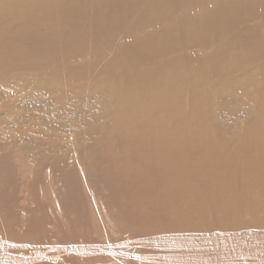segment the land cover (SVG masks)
<instances>
[{
	"label": "rangeland",
	"instance_id": "obj_1",
	"mask_svg": "<svg viewBox=\"0 0 264 264\" xmlns=\"http://www.w3.org/2000/svg\"><path fill=\"white\" fill-rule=\"evenodd\" d=\"M97 1V5L90 4L86 7L81 6V10L78 11L79 13L74 15L69 13L66 6H60L58 12L52 11L51 13H46V8V10L44 9L39 11L37 15L29 21L24 19L26 16L22 8L20 11H14L13 9V16H11L12 7L9 10L6 9L5 12L0 13V31H2L0 32V244L4 238L6 240H10L12 245L9 248L2 247L0 245L1 257H3V255L9 256L11 253H13V255H20L21 257V254L22 256H25L30 252L33 253L34 251H41V255L43 254L42 256L51 255V257L54 258L53 260H49L48 258H38L41 260H39V264H132L133 262V264H162L160 262H156V258L155 261L154 259H151V256H155L162 252L159 247H155L151 244H149L148 247L146 246L147 244L139 246V244L124 241L123 237L128 238V236L130 237L132 233L133 237L138 238L141 237V235L145 236L150 230H146V228L137 220L132 222L131 220L127 221L124 217L119 218L117 216L119 211L117 210L122 211V209L126 208H123L124 205L120 206L119 204H115V207L111 206L114 203H110L112 200L107 199V197L110 198V193L105 191V189L100 186V177H104L101 173V169H110L113 166L107 162L108 160L110 161V157H106V162L103 160L101 161V164L94 163L95 165L90 163L88 160L92 159V156L95 155L96 151L97 156L100 153V150H102V152L103 150H107L108 148H105L106 146L110 148L112 147L111 149L113 150L114 155L128 157L132 160L131 162H136V165L139 161H142V164L146 161L141 158L144 157V155L142 156L141 154L150 153L154 156L157 153L160 148L158 146L160 145L158 141H162L160 146H162L163 149L165 148L164 152L166 153L173 151L172 148H176L179 144L180 145L178 147L180 148L182 145L183 147L187 146L190 149L189 155L193 160L205 157L206 159L214 160V163L217 165L220 160H223V164H221L222 166L219 165L222 172L230 171L231 169H233L234 172L237 171L236 173L239 174L235 175L236 177L234 180H229L228 177L224 180L228 183L230 182L231 184L229 183V185L236 189H242L243 186L240 176L241 170L264 171L263 167L256 165L255 162L253 163V157H251L252 155H250V152L243 147L245 142L247 144V142L249 143L250 141L248 136L250 138V136L252 137L254 135V138H256L255 133H252L253 135L251 134L253 131L251 128H258L257 124L264 126V113L261 114V112H258L257 109L260 107L261 103L263 104L264 102L262 97L264 87H260L264 86V54H262L264 51L260 52L259 50V48L264 50V0H252L253 3L248 0L250 4L253 5V9L250 10L251 12L249 11L248 14L246 13L248 17H243V22L240 24H238V22L233 23L232 25L234 27L229 26L226 28L224 34L223 32L219 33V28L217 27L215 34L219 33V36L216 35L211 38L208 37L210 40L208 38H206L207 40L205 38L197 40L193 39V36L184 40L183 34L187 31L193 30L195 27L194 21L189 23L186 21V15L194 18L200 15L198 17V21H200L202 20V13L214 12L219 7L218 5L223 2H231L230 10H233L236 7L237 0H195L190 7H188L187 11L186 8L184 10L181 9L180 6L178 7L179 0H164L165 4L161 3L159 5H157V3H155L156 1L154 2L153 0H141L142 4L138 3L134 7L132 6L133 8L125 7L130 4V2H124L121 6H117L115 4L116 0ZM240 1L241 0H238V6L239 4H243L242 1L244 0ZM181 3L182 2H180V4ZM98 5L100 6L99 11L96 9V6L98 7ZM142 7H145L144 10H142ZM212 7L214 9H212ZM146 10H153L150 13L152 14L151 20H144L142 13ZM98 12H100L103 16L98 17ZM215 14L216 13L212 15L214 18L213 21L216 25L221 26L219 21L220 18H217V15L215 16ZM97 18H99L100 21L102 19H106L109 23H112L107 25H110L108 30H106L107 35L104 31L105 25L101 26L102 28L98 26L96 28L97 30L95 29L99 22H96ZM178 18L180 21H178ZM1 22H3L4 25H1ZM171 27H173L174 30L172 36L175 35V37H172V39H174V43L172 45H168L167 43L161 44L162 38L160 41H156V43L160 45V49L152 51V53H149L150 55H145L142 63L138 65L136 62V48L141 41L142 43L144 41L146 42L148 39L150 41H155L160 37L161 32H169L170 29H172ZM165 29H168L169 31ZM175 31L178 32L176 33ZM240 36H242L243 39L242 37L240 38ZM80 38L83 39L80 40ZM79 40L83 42L85 41L83 46L85 43L87 44L88 41V47H86L87 45L80 47L79 42H77ZM254 40H258L256 41L258 45L255 46L256 43ZM76 42L77 46L80 48L75 47ZM235 45L241 49L246 45V47L252 45L251 48L254 47L253 49L255 50V53H252L253 50L251 49V56L249 53V57L247 56V53V57L241 55L237 56L235 53L236 51L239 53V48ZM156 47H158L157 44L155 48ZM256 48H258V50ZM76 49H78V51H81L82 49L85 50H82V52H75L77 51ZM124 49L127 50L125 56L122 57V60H126L125 63L122 64L121 62V64H115L112 58ZM61 50L65 51H62L63 54L60 56H48V53L50 52L60 53ZM253 55L255 56V59L252 58ZM217 60L218 62L221 61V65H223V61L230 62L233 66L235 65V68L233 67L232 70L225 71L222 70L224 69L222 66L221 71H216L214 70V68H216L214 66L217 64ZM135 63L137 65H135ZM160 63L164 64L166 69H171V71L174 70L176 72L174 74L170 73L167 75V78L164 77L163 85L166 84L164 87H170V83L178 80L179 76H186L185 82L187 84V92L183 90L185 95L182 92H175L182 95L184 106L187 105L186 108L191 107V104L188 102L190 99L199 100V98H201L200 101H205L200 106V109L202 108L204 112L202 109L197 110L195 112V116L192 118H195V120L190 122V124L188 123L190 120L188 111L179 109L180 111H177V113H179L172 116V108L164 107L161 104L159 105L161 102L159 95L154 92L151 97L149 94L145 96L146 94H144V88L141 90L140 88L138 89V87L136 88V85L139 84L140 76L135 75L132 72L140 71L148 68L149 66L152 67V70H155L156 66L162 68L163 65ZM40 64L44 65L41 66ZM128 64L131 65L129 66ZM241 64L244 65L240 66ZM140 66L142 68L138 69ZM133 67H137L136 69L134 68L136 71L132 69ZM164 67L163 69L166 70ZM125 69L128 73H132H130L132 75H130L131 78L128 76L129 74L127 75L130 80L125 79L127 72ZM138 77L139 79H137ZM132 83L135 84L133 85ZM243 84L244 86H242ZM259 87L260 89L263 88L262 92L259 90ZM200 88L205 89L200 91ZM118 90L131 94V97L132 99L134 97V100H142V102L145 101L144 103L149 102L148 104L152 105L153 109H147L146 111L142 110L144 112L137 111L135 115L133 110H129L130 113H128L126 108L122 104H118V102L115 101V98H113V93ZM203 91L204 93H201ZM198 92L201 94L199 95ZM34 93L41 95V98L44 101H37V103L28 102L31 95ZM138 93L141 96H139ZM195 94L198 95L195 96ZM145 99L149 101L147 102ZM249 107L252 108V111H250ZM253 109L256 111H253ZM185 115L187 116V120L182 119ZM167 118H170L169 125L174 127V130H172L168 124H165L169 123ZM155 119L159 123L155 122ZM171 121H173L172 123L174 126L171 124ZM185 121L189 125H187ZM125 122H130L129 124H132V126H128V128L136 132L128 130L130 134L126 133L123 135L119 133L121 134L119 136V134L116 133V136V130L119 129V126L126 125ZM176 122H181L180 124L184 126L180 128V124H176ZM182 122L186 125L182 124ZM254 122L257 123L253 124ZM150 124L153 125L151 126ZM196 124H198V126ZM194 125L195 127H193ZM185 126H187L186 128H188L189 131L184 128ZM149 130L157 135H151ZM176 130H178V132ZM201 130L202 133L206 135L208 134L214 142L217 144L219 142L217 148L215 145L208 142L210 144L208 149L202 143L203 141L199 142L202 140V133L200 137L195 140V134L201 132ZM203 130H206L207 132H204ZM246 130L249 131L250 134L246 132ZM191 131H193V133H191ZM143 132H145V134H143ZM194 132L196 133L194 134ZM247 133L248 135H246ZM107 134L110 135L111 139H109V135ZM112 135H114V137L118 138L119 136L121 138H116V140L114 137H111ZM128 135L130 136L128 137ZM125 136H127V138ZM170 136H173L174 138H171ZM136 137L139 138L136 139ZM154 137L158 138L155 139ZM106 138L110 141L108 142ZM153 138L154 141H152ZM214 138H217L216 140L218 141L214 140ZM120 139L122 141L129 140L128 144H130V146L127 142H121ZM139 139L142 140L141 146L144 147V152L142 147L139 150L138 147L131 146L135 144L137 145ZM242 139H244L243 142H241ZM223 140H225L226 143ZM117 141H119L120 144L119 142L117 143ZM105 142H108V145H106ZM110 142L114 143V145ZM186 142L189 143L186 144ZM170 143L173 144L171 145ZM168 144L171 146L169 147ZM118 145H123L125 147L121 148V146L119 147ZM189 145H192V147ZM147 147L151 148V150ZM125 148L133 152L136 157H133L132 155L134 154L132 153L129 155V151H125ZM162 148L160 149L162 150ZM120 149L124 150L121 151ZM131 149L134 151L137 149L138 151L134 152ZM233 150L235 155L233 154ZM217 154H219L222 158L219 159ZM194 155L196 156L194 157ZM223 155L228 157H224ZM248 157L251 160H249ZM228 158H232L231 161ZM229 161L230 163H228ZM88 164H92V166H94L89 168ZM142 164L140 162L138 163V166H141ZM161 164L162 163H160V165ZM163 164V168H161V166L159 168L160 170L157 169L159 167L157 163L149 165L148 163L145 165L143 164L144 167L142 165L139 170L144 171L145 173L148 171L149 174L153 172L151 174L155 177V179H151L152 181L150 180L147 182L145 180L143 183L151 182L150 184H154L158 183L161 177L167 178L165 172L168 176L171 169L168 171L167 168H169V165L166 166V169L164 168L168 162ZM22 165L23 168H21ZM101 166L105 167L102 168ZM219 168L218 170L220 171ZM161 169H163L164 175L160 176L159 174H163ZM190 172L196 174V172L189 168L186 174L182 175V179H179V176L177 181L171 183V186H175V188H173L177 191V193L181 192L183 187H185L182 180H185L187 176H189L188 179L190 182L193 183L194 181L198 184V186H194L195 189H198L199 191L201 189L200 192L195 190V193L203 197V200H207L205 197L207 194V186L203 182L200 183L201 181L195 177L197 175L192 176L189 174ZM215 172H217V170ZM95 174L97 175L94 177ZM155 180L157 182H155ZM233 181L234 183H232ZM30 184L31 186H29ZM63 187L65 190L67 189V191H64L65 201H62V197L59 196L61 192L60 194L58 193ZM203 188H205V191ZM167 194V192L162 193V198L166 197ZM251 196L252 192L249 194V197ZM236 198L238 199V197ZM165 199L170 200L171 196L162 199V201H167ZM3 200H5V202ZM82 200L86 205V209H81L80 206H78ZM66 208L68 212L65 210ZM169 208H171V210L172 208L174 209V207L171 206L168 207V209ZM92 209L99 215V217H101L100 222L105 221L103 219L109 217L106 218L108 221L102 224L99 221L96 222L97 225L99 224L98 229L94 223L92 224V220L87 214ZM210 209L212 210L213 206L209 208V211H211ZM218 214V210L213 209L208 219V221L212 222L207 221L199 223L198 226L195 225L196 228L193 229L187 228L183 230L182 236H185L184 233H188L185 238L191 237V234L195 232L194 229L198 232H200L201 229V232H203V229L206 228L205 230L207 232L204 231L203 233H210L213 231H230L231 226L229 224H227L228 226L224 224L220 227L216 223L217 218L223 217ZM85 217H88L89 221L91 220L90 224L92 226H86L85 223L78 222V219H84ZM110 218L112 220H117L112 221ZM242 221L246 222L245 220ZM127 223L129 224L127 225ZM212 226L213 228H211ZM92 227H94V229ZM247 227L248 226H246V228ZM58 228L65 231V233L63 234L62 231H58ZM167 228L170 230H167ZM241 228L245 227H236L232 233L237 232V235H235L236 239L238 240L242 237L246 243H249L250 239L254 238L256 233L264 235L263 231H261V227L256 228V232H253L255 234H247L246 232H244L246 234L240 233L239 230ZM171 229L172 227L170 226L163 225L162 227V231H166L164 233L171 232ZM82 230H90L92 233H97V235L102 234L103 236L98 235L94 238H98L97 241L100 244L105 243L110 247V244L113 242H116L117 244L119 243L117 248L121 249V253H119V255H113L112 253L113 257L110 253V256L108 254L99 256L90 254V258L86 256L90 260H87L85 256L81 257L80 253L77 255V252H75V249L72 248V246H76V233L78 237L82 234H86L85 232L82 233ZM98 230H100L101 233H98ZM176 232L177 231H174V233ZM87 233H89V231H87ZM73 235H75L74 238ZM52 242L54 244H58V246H52L51 249H44L47 245L53 244ZM122 242L128 244V247ZM33 245L37 247L33 248ZM129 245H132L133 247H130ZM150 245L153 247L151 248ZM229 245L234 244L231 243ZM259 246L256 245L253 246V248L255 247L254 249L256 251L263 253L264 240L259 241ZM69 247H71V250H69ZM244 247L245 249L243 250L237 246V251L242 249V252H238L241 253L240 255L237 251L228 249L221 253L225 256H239L240 260L238 259V261H232V259L229 260L231 264H250V260H254L255 255L251 254L252 252L248 246L245 245ZM157 248L159 249L158 251L156 250ZM167 249L172 253L173 250H171V247H168ZM244 252L245 254H242ZM126 253L133 256L138 254L139 256H146V258L145 260L138 258L130 259L127 257ZM182 254L189 257V259H195L196 264L226 263V261L223 260H219L217 262L215 261V258H220V254L218 252H202L197 248H194L191 253L190 251L185 250ZM258 256L259 254L257 257ZM98 257L100 259L102 258V260ZM97 258L101 263L97 260ZM105 259L108 261H105ZM258 259L260 260V263L258 264H264V259L261 257H258ZM206 260H208L207 263H205Z\"/></svg>",
	"mask_w": 264,
	"mask_h": 264
},
{
	"label": "bare ground",
	"instance_id": "obj_2",
	"mask_svg": "<svg viewBox=\"0 0 264 264\" xmlns=\"http://www.w3.org/2000/svg\"><path fill=\"white\" fill-rule=\"evenodd\" d=\"M143 1V0H142ZM155 3H157V5L159 4H165V1L164 0H153ZM170 1V0H169ZM169 1H166V2H169ZM178 1V0H176ZM193 1L195 0H183V1H178L179 4L180 2H182L180 5L178 4V7L180 6L181 9H184L186 8V11L188 10V7H190V5L193 3ZM235 1V0H234ZM242 1V0H241ZM240 1V2H241ZM257 1V0H256ZM258 1H262V0H258ZM124 2H130V4L126 5L125 7L126 8H130V7H134L135 5H137L138 3L139 4H142L141 3V0H116L115 4L117 6H121ZM201 2V1H200ZM239 2V3H240ZM251 3L252 0H250ZM250 2L248 0H244L242 1L243 4H239V6L237 5L238 4V0H237V4H236V7L233 9V10H230V4L231 2H223L221 3L220 5H218L219 7L214 11L212 12L213 14H215V16L217 15V18H220V25L221 26H218L216 25V23L213 21V17H212V13L210 12H205L204 14L202 13V20L198 21V17L194 18L192 16H189V15H186V21L191 22V21H194L195 23V27L193 30H190V31H185L186 33L183 34V37H184V40H186L187 38L193 36V39H197V40H201V39H206L208 37H212V36H216L218 35L219 36V33L220 32H223V34L225 33V29L228 28L229 26H233L232 24L233 23H237L240 24L241 22H243V17H248L247 14L250 10H252L253 8V5L250 4ZM90 4H93V5H97L98 4V1L97 0H0V13L1 12H5L6 9H10L12 7V15L13 16V9L14 11L15 10H19L22 8L24 13H25V20L26 21H29V20H32L39 11L41 10H46V13H51L52 11L54 12H58L59 10V7L60 6H66L68 8V11L71 15H74V14H78L81 10V6H87V5H90ZM154 4V3H153ZM46 5V6H45ZM156 5V4H155ZM251 5V6H250ZM170 6V5H169ZM99 5L98 7L96 6V9L97 11H99ZM132 7V8H133ZM158 7V6H157ZM131 8V9H132ZM141 8V7H140ZM143 8V7H142ZM145 8V7H144ZM144 8L142 10H144ZM151 9V8H149ZM212 9H214L212 7ZM154 10V9H153ZM151 10V11H153ZM244 10V12H243ZM151 11L149 10H146L144 11L142 14H143V18L145 21H148V20H151V16L152 14ZM204 11V10H203ZM10 12V11H9ZM17 12V11H16ZM14 12V13H16ZM60 12V11H59ZM189 12V11H188ZM243 12V13H242ZM251 12V11H250ZM254 12V11H253ZM99 15L98 17H101L103 16L102 14H100V12H98ZM157 13V12H156ZM247 13V14H246ZM17 14V13H16ZM140 14V13H139ZM244 14V15H243ZM96 15V14H95ZM205 15V16H203ZM250 15V14H249ZM141 16V15H140ZM116 18V17H115ZM183 18V17H182ZM184 19V18H183ZM204 19V21H203ZM182 20V19H181ZM217 20V19H216ZM239 20V21H238ZM99 21V22H98ZM115 21V20H114ZM177 21V20H176ZM178 21H180V19L178 18ZM177 21V23H178ZM96 22H98V24L96 25L95 29L100 26V28H102L101 26H104V31L107 35V32L106 30H108L109 26H107L108 24H112V23H109L108 20L106 19H102L100 21L99 18H97ZM111 22V21H110ZM2 24L1 25H4L3 22H1ZM187 24V23H186ZM28 25V24H27ZM94 26V25H93ZM217 27L219 28L218 31L219 33L218 34H215L216 33V29ZM234 27V26H233ZM76 28V27H75ZM79 28V27H78ZM172 29H170V31L168 29H165V30H168L169 32L167 31H163L161 32L160 34V37L157 38V40L153 41H150L149 39L145 42L141 43L137 46L136 48V51H137V55H136V62L138 65H140L143 61V59L145 58V55L149 54V53H152V51L156 50V49H160L159 48V44L156 43V41H160V39L162 38V42L161 44L163 43H167L168 45H172L174 43V39H172V37H175L172 36L174 30H173V27H171ZM215 28V29H214ZM24 30V29H23ZM27 30V29H26ZM81 30V28H80ZM97 30V29H96ZM176 30V29H175ZM42 31V30H41ZM180 31V30H179ZM2 32V31H0ZM23 32V31H22ZM43 32V31H42ZM176 32V31H175ZM178 32V31H177ZM176 32V33H177ZM222 34V33H221ZM105 35V36H106ZM98 36V35H97ZM180 36V35H179ZM224 36V35H223ZM95 37V36H94ZM242 36H240L241 38ZM149 38V37H148ZM219 38V37H218ZM233 38V37H232ZM246 38V37H245ZM262 38V36H261ZM83 39V38H82ZM80 38V40H82ZM100 39V38H99ZM104 39V38H103ZM209 39V38H208ZM243 39V37H242ZM252 39V38H251ZM77 41L79 42V46L82 47L83 46V41ZM145 40V39H144ZM207 40V39H206ZM210 40V39H209ZM264 40V39H263ZM37 41V40H36ZM116 41V40H115ZM229 41V40H228ZM234 41V40H233ZM249 41V40H248ZM258 41V40H256ZM256 41L254 40V42L256 43ZM77 42L75 43L76 46L75 47H78L77 46ZM247 42V41H246ZM253 42V41H252ZM263 42V41H262ZM139 43V42H138ZM160 43V42H159ZM250 43V42H249ZM248 43V44H249ZM261 43V42H259ZM87 44H88V41H87ZM85 43V45H87ZM156 47L155 48V46ZM239 44V43H238ZM84 45V46H85ZM167 45V46H168ZM228 45V44H227ZM254 45V44H253ZM258 45L257 43L255 44V46ZM260 45V44H259ZM83 46V47H84ZM133 46V45H132ZM236 46V45H235ZM247 46V45H246ZM244 47V48H239V53L236 51V55L239 56H246V53H247V56H248V53L250 54L252 51L251 49L253 50L252 53H255L254 51V47L249 46V47ZM61 47V46H60ZM65 47V46H64ZM74 47V49H75ZM78 47V48H80ZM88 47V45L86 46ZM85 47V49H86ZM165 47V46H164ZM259 47V46H258ZM43 48V47H41ZM72 48V47H71ZM113 48V47H112ZM126 48V47H125ZM166 48V47H165ZM23 49V48H22ZM45 49V48H44ZM63 49V48H61ZM85 49H82V50H85ZM88 49V48H87ZM171 49V48H170ZM258 50V48H256ZM262 48H259L260 52L261 51H264V50H261ZM77 51L75 52H79L78 49H76ZM82 50L80 52H82ZM166 50V49H165ZM238 50V49H236ZM15 51V50H14ZM43 51V50H42ZM65 50H61V52H50L48 53V56L49 57H57V56H60L61 54H63V52ZM116 51V50H115ZM126 49L122 50L121 52L117 53L114 58H112L113 62H115V64H124L126 60H122V57L125 56V53H126ZM135 51V49H134ZM44 52V51H43ZM48 52V51H47ZM105 52V51H104ZM36 53V52H35ZM136 53V52H135ZM238 53V54H237ZM251 53V54H252ZM17 54V53H15ZM44 54V53H43ZM250 54V56H251ZM262 54H264L262 52ZM261 54V55H262ZM1 55V54H0ZM13 55V54H12ZM99 55V54H98ZM103 55V54H102ZM150 55V54H149ZM154 55V53H153ZM152 55V56H153ZM255 55V54H254ZM253 55L252 58H254L255 56ZM258 55V54H257ZM260 55V56H261ZM15 56V55H14ZM236 56V57H237ZM246 56V57H247ZM17 57V56H16ZM100 57V56H99ZM151 57V56H149ZM245 57V58H246ZM249 57V56H248ZM20 58V56H19ZM22 58V57H21ZM38 58V57H37ZM128 58V57H127ZM41 59V58H40ZM126 59V58H125ZM230 59V58H229ZM255 59V58H254ZM260 59V58H259ZM42 60V59H41ZM51 60V59H50ZM53 60V59H52ZM60 60V59H59ZM101 60V59H100ZM103 60V59H102ZM111 60V59H110ZM134 60V58H133ZM228 60V59H227ZM250 60V59H249ZM253 60V59H252ZM251 60V61H252ZM23 61V60H22ZM31 61V59H30ZM43 61V60H42ZM97 61V60H96ZM10 62V61H9ZM8 62V63H9ZM21 62V60H20ZM52 62V61H50ZM224 62V63H223ZM223 65H221V61L218 62L217 60V64L214 66L216 68H214V70L216 71H221V67L223 66L224 69L222 70H225V71H229V70H232L233 67V64H231L230 62H225L223 61ZM237 62V61H236ZM243 62V61H242ZM106 63V62H105ZM127 63V62H126ZM131 63V62H130ZM163 63V62H162ZM160 63L161 65H163V67L165 66L164 64ZM165 63V62H164ZM177 63V62H176ZM245 63V62H244ZM34 64V63H33ZM135 63V65H137ZM156 64V63H155ZM236 64V63H234ZM41 65V64H40ZM44 65V64H42ZM41 65V66H42ZM51 65V64H50ZM108 65V63H107ZM129 65V64H128ZM131 65V64H130ZM129 65V66H130ZM244 64H241L240 66H242ZM21 66V65H20ZM111 66V65H110ZM118 66V65H117ZM127 66V65H125ZM40 67V66H39ZM107 67V66H106ZM112 67V66H111ZM163 67H159V66H156L155 70H152V67H148V68H145V69H142L140 71H136L135 67H133L132 69H134L136 72H132L133 74L135 75H138L140 76V81H139V84L136 85V88L138 87V89L140 88L143 89L144 88V94H146L145 96H147L148 94L150 95V97L152 96V94H154V92L159 95L160 99H161V102L159 103V105L161 104L162 106L164 107H170L172 108V116L178 114L177 111H180V110H185V111H188V115H189V118L190 120L188 121V123L190 124V122L194 121V119H192L194 116H195V112L197 110H201L200 109V106L203 102L205 101H200L201 98H199V100H189L188 102L191 104V107L190 108H186L187 105L184 106V101H183V97L182 95L180 94H177L175 92H187L186 91V88H187V84L185 82V78L186 76H179V79L170 83V87H164L166 84L163 85V80H164V77L167 78V75H169L170 73L174 74L176 73L174 70L171 71V69H163ZM34 68V67H33ZM85 68V67H84ZM126 68V67H125ZM131 68V67H129ZM139 68H142L141 66L138 67ZM235 68V67H234ZM32 69V68H31ZM39 69H43V68H39ZM128 69V68H127ZM137 69V70H138ZM126 70V69H125ZM124 70V72H125ZM8 71V70H7ZM127 71V70H126ZM131 71V70H130ZM133 71V70H132ZM215 71V72H216ZM84 72V71H83ZM231 72V71H230ZM2 73V72H1ZM6 73V72H5ZM60 73V72H59ZM122 73V72H121ZM131 73V72H130ZM128 73V71L126 72V78L125 79H129L130 80V74ZM178 73V72H177ZM222 73V72H221ZM129 74V75H128ZM127 75L130 77H127ZM229 75V74H228ZM7 76V75H6ZM124 76V77H125ZM132 76V75H131ZM43 77V76H42ZM58 78V77H57ZM136 78V77H135ZM99 79V78H98ZM139 79V77L137 78ZM176 79V78H174ZM5 80V79H4ZM102 80V79H101ZM100 80V81H101ZM133 81V80H132ZM137 81V80H136ZM177 82V83H176ZM38 83V82H37ZM136 83V82H135ZM134 83V84H135ZM176 83V84H175ZM74 84V83H73ZM118 84V83H117ZM133 84V83H132ZM131 84V86L133 87V85ZM88 86V85H87ZM125 86V84H124ZM130 86V87H131ZM244 86V84L242 85ZM121 87V86H120ZM260 87H264V86H260ZM259 87V90L262 92L263 91V88L260 89ZM99 88V87H98ZM118 89V88H117ZM136 89V90H138ZM205 89V88H204ZM204 89H201L200 88V91L201 90H204ZM184 90V91H183ZM198 91V90H196ZM181 93V94H182ZM201 93H204L201 92ZM201 93L198 92V94L200 95ZM263 93V101H264V92ZM142 94V93H141ZM185 95V93H183ZM198 94H195V96H197ZM207 94V93H206ZM135 95V94H134ZM139 96H141L139 93H138ZM191 95V94H190ZM203 95V94H202ZM144 96V95H143ZM142 96V97H143ZM42 96L41 95H38L36 93L32 94L29 101L30 103L32 102H35L37 103V101H44L42 100L41 98ZM149 97V98H150ZM158 97V96H157ZM113 98H115V101L118 102V104H122L126 110L129 112V110H133L134 111V115L136 114L137 111H146L147 109H153V106L148 104L149 100L146 101L148 103H144L145 101L142 102V100H134V97L132 99L131 97V94H127L126 92L122 91V90H118L116 92L113 93ZM136 98V97H135ZM207 98V97H206ZM241 98V97H240ZM138 99V98H137ZM141 99V98H139ZM144 99V98H142ZM204 99V98H203ZM202 99V100H203ZM65 100V99H64ZM156 100V98H155ZM152 101V100H150ZM154 101V100H153ZM116 102V103H117ZM157 102V101H156ZM207 102V101H206ZM156 104V103H155ZM158 105V103H157ZM158 105V107H159ZM209 105V104H208ZM207 105V106H208ZM82 107V106H81ZM112 107V106H111ZM157 107V106H156ZM203 107V106H202ZM259 107V106H257ZM40 108V107H39ZM43 108V107H42ZM205 108V107H203ZM250 108V107H249ZM248 108V110H249ZM118 109V108H117ZM180 109V110H179ZM252 108H250V111ZM258 109V112H261L264 113V102L263 104L261 103L260 107L257 108ZM208 110V109H207ZM247 110V109H246ZM255 109H253L254 111ZM126 111V112H127ZM142 111V112H144ZM203 111V109H202ZM256 111V110H255ZM109 112V111H108ZM117 112V111H116ZM151 112H154V111H151ZM201 112V111H200ZM204 112V111H203ZM202 112V113H203ZM111 113V111H110ZM123 113V112H122ZM133 113V112H132ZM131 113V114H132ZM168 113V112H167ZM228 113V112H227ZM250 113V112H249ZM83 114V113H82ZM115 114V113H114ZM125 114V113H124ZM160 114V113H159ZM158 114V116H159ZM166 114V113H165ZM170 114V113H169ZM127 115V114H126ZM153 115V114H151ZM150 115V117H151ZM84 116V115H83ZM142 116V115H141ZM155 116V114H154ZM153 116V117H154ZM168 116V115H167ZM171 116V115H169ZM211 116V115H209ZM256 116V115H255ZM128 117V116H126ZM135 117V116H134ZM257 117V116H256ZM148 118V117H146ZM187 116L185 115V117L182 119H186ZM188 118V119H189ZM197 118V117H196ZM168 119V118H167ZM173 119V118H172ZM175 119V117H174ZM173 119V120H174ZM87 120V119H86ZM128 120V119H127ZM187 120V119H186ZM198 120V119H196ZM72 121V120H71ZM104 121V120H103ZM155 122H157V120L155 119L154 120ZM167 121V120H166ZM170 121V118L168 119V122ZM177 121H180V120H177ZM202 121V120H201ZM214 121V120H213ZM255 121V120H254ZM173 121H171V124L173 125L172 123ZM175 122V120H174ZM90 123V122H89ZM126 125H122V126H119V129L116 130L115 134L116 133H121L123 135H125L126 133L127 134H130V131H132L131 129L128 128V126H132V124H129L127 122H125ZM152 123V122H151ZM159 123V122H157ZM181 123V122H180ZM180 123H177L176 124H180ZM185 123L187 125H189L186 121ZM184 122H182V124H185ZM194 123V122H193ZM257 122H254L253 124H256ZM261 123V122H260ZM129 124V125H127ZM164 124V123H163ZM165 124H170L169 123H165ZM175 124V123H174ZM185 124V125H186ZM69 125V124H68ZM104 125V124H103ZM145 125V124H144ZM151 125V124H150ZM153 125V124H152ZM151 125V126H152ZM198 126V124H196ZM200 125V124H199ZM138 126V125H137ZM136 126V127H137ZM170 126V125H169ZM174 126V125H173ZM178 126V125H177ZM184 126V125H181L180 124V128ZM214 126V125H213ZM250 126V125H249ZM249 126H248V129H249ZM101 127V126H100ZM171 127V126H170ZM187 126H185L184 128H186ZM195 127V125L193 126ZM257 127L258 128H251V130H253L251 132L252 133H255V136L256 138H254V135L250 138L248 136V139L250 140L249 143L245 142V145H241L243 146L245 149H247L249 152H250V155H252L251 157H253V163L255 162L256 165H259L261 167L264 168V126H261V125H258L257 124ZM117 128V127H115ZM140 128V127H139ZM152 128V127H150ZM161 128V127H160ZM174 127H171L172 130ZM201 128V127H200ZM100 129V128H99ZM162 129V128H161ZM188 129V128H186ZM193 129V128H192ZM180 130V129H178ZM178 130H176L178 132ZM199 130V129H198ZM134 131V130H133ZM132 131V132H133ZM150 131V130H149ZM183 131V130H181ZM186 131V130H185ZM189 131V129H188ZM204 132H207L206 130H203ZM136 132V131H134ZM141 132H142V129H141ZM156 132V131H155ZM162 132V131H161ZM235 132V131H234ZM246 132L249 133V131L246 130ZM158 133V132H157ZM167 133V132H166ZM172 133V132H171ZM176 133V132H175ZM180 133V132H179ZM191 133H193V131H191ZM196 132H194L195 134ZM202 133V130L201 132H198L195 134L194 138L196 140V138L200 137ZM248 133L246 135H248ZM114 134V133H113ZM119 134V136L121 135ZM139 134H140V130H139ZM143 134H145V132H143ZM150 134L151 135H157L156 133H153L152 131H150ZM149 134V135H150ZM168 134V133H167ZM250 134V133H249ZM109 135V134H107ZM177 135V134H176ZM183 135V134H181ZM184 135L186 136V134L184 133ZM189 135V134H188ZM117 136V134H116ZM118 138H121L119 137ZM130 135H128L129 137ZM143 136V135H142ZM146 136V135H145ZM216 136V135H215ZM234 136V135H233ZM242 136V135H241ZM111 137H114V135H112ZM127 138V136H125ZM140 137V136H139ZM139 137H136V139H138ZM148 137V136H147ZM171 137V136H170ZM173 137V136H172ZM171 137V138H172ZM202 137V140L199 141V142H202L208 149L210 147V144H213L216 146L219 145V142L218 144L216 142H214L211 137L207 134H204L202 133L201 135ZM218 137V136H217ZM243 137V136H242ZM247 137V136H246ZM117 137H114V139H116ZM117 138V139H118ZM155 139L158 138V137H154ZM154 138L152 141H154ZM161 138V137H159ZM174 138V137H173ZM193 138V139H194ZM213 138V136H212ZM234 138V137H233ZM236 138V137H235ZM245 138V136H244ZM109 139L110 138V135H109ZM106 140L109 142L110 140ZM116 139V140H117ZM142 139V138H140ZM138 140L137 142V145H131L132 147L133 146H136L139 148V150L141 149L142 147V150L144 152V147L141 146L142 145V140ZM166 139V138H165ZM217 139V138H216ZM214 138V140H216ZM115 140V142H116ZM121 140V139H120ZM159 140V139H157ZM162 140V139H161ZM230 140V139H229ZM244 139L241 140V142H243ZM246 140V139H245ZM96 141V140H95ZM103 141V140H102ZM113 141V139H112ZM129 141V140H128ZM128 141H122L121 142H127L128 144ZM133 141V139H132ZM151 141V140H150ZM218 141V140H216ZM225 143L226 141L223 140ZM238 141V140H237ZM108 142H105L106 145H108ZM119 141H117L118 143ZM157 142V141H156ZM162 142V141H161ZM161 142L158 141V143H160L161 145ZM198 142V141H196ZM209 142V143H208ZM221 142V141H220ZM251 142V143H250ZM112 143V142H110ZM168 143V142H167ZM189 143V142H188ZM186 142V144H188ZM238 143V142H237ZM77 144V143H76ZM114 145V143H112ZM111 144V145H112ZM120 144V142H119ZM154 144H157V143H154ZM153 144V145H154ZM165 144V143H164ZM171 144V143H170ZM168 144V146L170 147L171 145ZM179 144V143H178ZM222 144V143H221ZM243 144V143H242ZM110 145V146H111ZM112 145V146H113ZM124 145V144H123ZM121 146V145H118L119 147L121 146V148H124L125 146ZM126 145V143H125ZM130 146V144H128ZM158 145L160 148H162V146ZM166 145V144H165ZM180 145V144H179ZM178 145V146H179ZM223 145V144H222ZM105 146V145H104ZM117 146V145H116ZM176 147V148H172L173 151H170L169 153H166L164 152V149L162 148V150L158 149L157 153L152 156L150 153H143L141 154L142 156L144 155V157H141L144 161V165L148 163L149 164H153V163H157L158 164V170H160L159 168L162 166L163 163H167V165H165V169H166V166H168L169 168L168 171L170 174L172 175H168L167 176V173L165 172L166 174V177L167 178H162L160 179V181L158 183H154V184H150V183H143L145 180L148 182L150 181L151 179H155L154 175H152L151 172L149 174V172L147 171L146 173L144 171H140L139 168L143 165L142 164V161H139L138 163L141 162V166L139 165L138 166V163L136 165V162H131L132 160H130L128 157H123V156H116L114 155L113 153V150L110 148V147H105V148H108L107 150H100V153L96 156V153L97 151L95 152V155L92 156V159L88 160L90 163H99L101 164V161L105 160L106 162V157H110V161L108 160L107 162H109L110 165H113L112 168L110 169H101V173L104 175V177H100V186L105 189V191H107L108 193H110V198L107 197L108 200H112L110 201V203H114L112 204L111 206H114L115 204H119L120 206H123V208H126V209H122L121 210H117L119 211L118 213V217H124L127 221L131 220L132 222L134 220H137L140 224H142L146 230H150L148 233H146L145 236H142L141 237H138V238H135L132 236L128 238H124V241L125 242H132V243H135V244H139V246H144L146 245L148 247L149 244L155 246V247H159L160 250L162 251L161 253L155 255V256H151L152 258L151 259H154L155 261V258L157 259L156 262H160V263H164V264H196V260L195 259H189V257H186L184 256L182 253L187 250V251H191L194 249V248H197L199 251H202V252H206V251H212V252H218L220 254V258H215V261H219V260H223V261H226L225 264H231L229 262V260L232 259V261H238L239 259V256L237 257H234V256H225L223 255L221 252H223L224 250H235L237 251V246L239 248H242L243 250L245 249V245L249 247V249L251 250V254H254L255 255V259L254 260H250V264H258L260 263V260L258 259V257H261L262 259H264V252L263 253H259L258 251H256L253 246H256L258 245L259 246V241H262L264 240V235H261V234H258V233H253V232H256V228L258 227H261V231H263V234H264V171H249V170H241L240 171V176H241V180H242V189H236L232 186L229 185V183L227 181H224L226 177L230 179H233L236 177L235 175H238L239 173H236L233 171V169H231L230 171H224L222 172L219 167V165L223 164V160H220L218 165L215 164L214 160L212 159H206L205 157H202L201 159H195L193 160L190 155H189V151L190 149L187 147V146H184L182 145V149L180 147ZM192 147V145H189ZM203 146V145H202ZM235 146V145H234ZM157 147V146H156ZM221 147V146H220ZM240 147V146H239ZM128 148V147H126ZM125 148V149H126ZM130 148V147H129ZM135 148V147H134ZM149 148V147H147ZM201 148V146H200ZM204 148V147H203ZM115 149V147H114ZM117 149V148H116ZM151 150V148H149ZM170 149V148H168ZM197 149V148H196ZM221 149V148H220ZM243 149V148H241ZM240 149V150H241ZM87 150V149H86ZM90 150V149H89ZM92 150V148H91ZM99 150V149H98ZM121 150V149H120ZM124 149H122L121 151H123ZM132 150V149H131ZM171 150V149H170ZM195 150V149H194ZM235 150V149H234ZM234 150H233V154L235 155L234 153ZM115 151V150H114ZM125 151H129V149H126ZM124 151V152H125ZM134 151V150H132ZM135 151H138L137 149H135ZM134 151V152H135ZM168 151V150H167ZM239 151V150H238ZM72 152V151H71ZM91 152V151H90ZM117 152V150H116ZM194 152V151H193ZM207 152V151H206ZM205 152V153H206ZM87 153V152H86ZM85 153V154H86ZM89 153V152H88ZM93 153V152H92ZM91 153V154H92ZM130 153L134 154L133 152L129 151L128 154L131 155ZM231 153V152H230ZM138 154V153H137ZM204 154V153H203ZM243 154V152H242ZM241 154V155H242ZM249 154V153H248ZM140 155V156H141ZM88 156V154H87ZM133 157H136L135 154L132 155ZM139 156V154H138ZM176 156H177V159H176ZM196 155H194L195 157ZM198 156V155H197ZM219 156V154H217V157ZM224 156V155H223ZM240 156V155H239ZM244 156V155H243ZM241 156V157H243ZM193 157V158H194ZM224 157H228V156H224ZM90 158V157H89ZM216 158V157H215ZM219 159H221L222 157H218ZM233 158V157H232ZM231 158V159H232ZM245 158V157H244ZM81 159V158H80ZM176 159V160H175ZM225 159V158H224ZM229 159V158H228ZM231 159H229L231 161ZM249 159V157H248ZM76 160V159H75ZM82 160V159H81ZM227 160V158H226ZM246 160V159H245ZM251 160V159H249ZM5 161V160H4ZM85 161V160H84ZM87 161V162H88ZM137 161V160H136ZM230 161L228 163H230ZM233 161V160H232ZM235 161V159H234ZM240 161V160H239ZM248 161V160H247ZM246 161V162H247ZM70 162V161H69ZM88 162V163H89ZM180 162V163H179ZM217 162V161H216ZM160 163H162L160 165ZM179 163V164H178ZM78 164V163H77ZM171 164V165H170ZM28 165V163H27ZM95 165V164H94ZM93 165V166H94ZM103 165V163H102ZM143 165V167H144ZM164 165V164H163ZM229 165V164H228ZM249 165V163H248ZM252 165V164H251ZM2 166V165H1ZM6 166V165H5ZM11 166V165H10ZM84 166V165H83ZM92 164H88V167L91 168L93 167ZM109 166V165H108ZM106 166V167H108ZM156 166V165H155ZM222 166V165H221ZM3 167V166H2ZM86 167V165H85ZM102 168L105 167V166H101ZM110 167V166H109ZM251 167H254V166H251ZM11 168V167H10ZM23 168V165L22 167ZM69 168V167H68ZM80 168V167H79ZM100 168V166H99ZM146 168V167H145ZM151 168V167H150ZM153 168V167H152ZM163 168V166L161 167ZM191 169L192 171L196 172V174H193V172H190L189 174H191L192 176H195L198 180H200L201 182L200 183H204L206 186H207V194H206V198L207 200H203V197L199 196L198 194L195 193V187L194 186H198L197 183H195L193 181L190 182V180L188 179L189 176H187V178L185 180H182V183L185 184V187H183L182 191L177 193V191L174 189L175 186H171V183H174V181H177L179 176L180 178L179 179H182V175H185L187 170L188 169ZM218 168L220 169V171L218 170ZM224 168V167H223ZM245 168V167H244ZM15 169H18V168H15ZM74 169V168H73ZM164 169V170H165ZM248 169V168H247ZM149 170V169H148ZM162 170V173H163V169ZM213 170H217V172L213 171ZM68 171V170H67ZM167 171V170H166ZM148 173V174H147ZM10 174V173H9ZM97 174L94 175V177L96 176ZM156 175V174H155ZM160 176L161 175H164L163 174H159ZM1 177V176H0ZM159 178V177H158ZM185 178V177H184ZM95 179V178H94ZM195 179V178H194ZM192 180V179H191ZM236 180V179H235ZM140 181V182H138ZM152 181V180H151ZM224 181V182H223ZM137 182V183H136ZM155 182H157L155 180ZM234 183V181L232 182ZM231 184V183H230ZM240 184V185H242ZM173 185V184H172ZM1 186V185H0ZM31 186V184L29 185ZM40 186V185H39ZM51 186V185H50ZM62 186V185H61ZM174 187V188H173ZM177 188V187H176ZM198 188V187H197ZM260 188V189H258ZM180 189V188H179ZM204 191H205V188H203ZM2 190V189H1ZM198 190V189H197ZM196 190V191H197ZM64 191H67V189L65 190L64 187L61 188V191H59L58 193L61 194L59 195L61 198L62 201H65V196H64ZM199 191V190H198ZM201 191V189H200ZM199 191V192H200ZM203 191V190H202ZM167 192V196H171V199L170 200H167V201H162V199L166 198H162L161 194L162 193H165ZM252 192V196L249 197V194ZM1 193V192H0ZM86 193V192H85ZM31 194V193H30ZM106 195V194H104ZM194 195V196H193ZM51 196V195H50ZM2 197V196H1ZM53 197V196H52ZM238 197V199L236 198ZM54 198V197H53ZM237 201H236V199ZM5 202V200H3ZM83 201V200H82ZM80 204H78V206H80L81 209H86V205L84 203V201ZM25 203V202H24ZM30 203V201H29ZM36 203V202H35ZM65 203V202H64ZM32 204V202H31ZM101 204V203H100ZM27 205V204H26ZM119 206V207H120ZM174 207V209L172 208H169L168 207ZM213 206V209H217L219 214L218 215H222L223 217H219L217 218V221L216 223L221 227L222 225H226L228 226L227 224H229L231 230L230 231H213V232H210V233H203L204 231L207 232L205 229H203L201 232V229H200V232H198L196 229H194L195 232H193L191 235V237H187L185 238V236L188 234V233H184L185 236H182V232L183 230L187 229V228H196V226H198L199 223H203V222H207L208 219H209V216L212 212L209 211V208ZM27 207V206H26ZM115 207V206H114ZM113 208V207H112ZM117 208V207H116ZM120 209V208H119ZM67 211V208L65 209ZM110 210V209H109ZM102 211V210H101ZM216 211V210H215ZM68 212V211H67ZM64 213V212H63ZM96 212L92 209L90 210L89 213H87L90 217V220L92 222V224L94 223L97 227V229L99 228V224L97 225L96 222H100L101 221V217H99V215L97 214V217H96ZM102 213V212H101ZM65 214V213H64ZM104 214V213H103ZM109 214V213H108ZM116 214V213H115ZM20 215V214H19ZM105 215V214H104ZM26 216V215H24ZM100 216H103V215H100ZM108 216V215H107ZM246 216V217H244ZM112 217V216H111ZM244 217V218H243ZM1 218V217H0ZM26 218V217H25ZM106 218H109V217H106ZM105 220L103 222H100L101 224L108 221V220ZM117 218V217H115ZM121 218V220H122ZM100 219V220H99ZM111 219V218H110ZM114 219V217H113ZM5 220V219H4ZM79 223H85L86 226L88 225H91L88 217H85L84 219H78ZM112 220V219H111ZM117 219L115 220H112V221H116ZM121 220H119L120 222H122ZM242 220H245L246 222L242 221ZM118 221V222H119ZM136 221V222H137ZM242 221V223H241ZM119 222V223H120ZM163 222V223H162ZM208 222H212V221H208ZM117 223V222H116ZM125 223V221H124ZM138 223V224H139ZM3 224V223H1ZM129 223H127L128 225ZM244 224V225H243ZM94 225V227H95ZM108 225V224H107ZM115 225V224H114ZM163 225L165 226H170L172 227V231L171 232H167V233H164L166 231H162V227ZM208 225V224H207ZM1 226V225H0ZM92 226V225H91ZM91 226H90V229H91ZM204 226V225H203ZM206 226V225H205ZM246 226H248L246 228ZM94 227H92L94 229ZM95 227V229H96ZM240 228V227H245V228H241L239 230L240 233H244L246 232L247 234H255V237L250 239L249 243H246L245 240L241 237L240 239H236V236L237 235V232L236 233H232V231L234 230V228ZM2 228V227H1ZM203 228V227H202ZM213 228V226L211 227ZM215 228V227H214ZM225 228V227H224ZM96 229V230H97ZM109 229V228H107ZM219 229V228H218ZM1 230V229H0ZM62 231V229H59L58 228V231ZM167 230H170L167 228ZM189 230V229H188ZM214 230V229H213ZM221 230V229H219ZM228 230V228H227ZM87 231H89V233H87ZM174 231H177L176 233H174ZM197 231V232H196ZM63 234L65 233V231H62ZM86 233V234H82L78 237L77 233H76V238H77V241L75 242V240L73 239L75 237V235H73V238L72 240L76 243V247L75 245L72 246V248L75 249V252H77V255L80 253L81 257L82 256H88L89 258L91 257L90 254L92 255H103V254H108L110 256H112V253L113 255H119V253H121V249L117 248V244L116 242H111L112 244H110V247L108 244H100L97 239H94L95 237H97L98 235L99 236H103L102 234H98L97 233L95 234L92 233L90 230H86V231H83L82 230V233ZM101 233L100 230H98V233ZM104 232H107V231H104ZM126 232V231H124ZM174 234H173V233ZM61 233V232H59ZM244 233V234H246ZM2 234V233H1ZM62 234V233H61ZM60 234V236H61ZM159 234V235H158ZM239 234V233H238ZM177 235V236H176ZM65 236V235H64ZM136 236V235H135ZM140 236V235H139ZM241 236V235H239ZM248 236V235H247ZM2 237V236H1ZM63 238V237H62ZM60 238V239H62ZM66 238V237H65ZM70 238V237H69ZM75 238V239H76ZM79 238V239H78ZM238 238V237H237ZM59 239V238H58ZM68 240V238H67ZM70 240V239H69ZM71 240V241H72ZM237 240V241H236ZM70 241V242H71ZM100 241V240H99ZM247 241V240H246ZM61 242V241H60ZM69 242V243H70ZM53 243V242H52ZM109 243V242H108ZM115 243V245H114ZM123 244L127 245L128 247V244L122 242ZM233 243L234 245H229ZM243 243V244H242ZM48 244V243H47ZM63 244V243H62ZM2 247H6V248H9L11 247V242L10 240H6L3 238V240L1 241V244H0ZM36 245V244H35ZM150 245V246H151ZM18 246V245H17ZM52 246H58V244H49L47 245L44 249H51ZM130 247H133L132 245H129ZM151 246V248L153 247ZM26 247V246H25ZM37 246H34L33 245V248H36ZM62 247V246H61ZM120 247V246H119ZM168 247H171L173 250L172 253L168 251ZM260 247V246H259ZM71 247H69V250ZM230 248V249H229ZM258 248V247H257ZM256 248V249H257ZM15 249V248H14ZM42 249V247H41ZM43 249V250H44ZM65 249V248H64ZM242 249H240L239 251L242 252ZM247 249V248H246ZM248 249V251H249ZM261 249V248H260ZM263 249V247H262ZM67 250V249H66ZM73 250V249H72ZM157 251L159 250L158 248L156 249ZM169 253H168V252ZM237 251V253L239 252ZM247 251V253H248ZM71 252V251H70ZM156 252V251H155ZM229 252V251H228ZM233 252V251H232ZM246 252V251H245ZM242 253V254H245ZM44 253V252H42ZM48 253V252H46ZM110 253V254H109ZM231 253V251H230ZM155 254V253H154ZM185 254V253H184ZM239 255L241 253H238ZM249 254V253H248ZM259 254V256L257 257V255ZM43 255V254H42ZM41 255V251L38 252V251H34L33 253H29V254H26L25 256H22L21 254V257L20 255H13V253H11L9 256H5L3 255V257L0 256V264H39V260L38 258H48L49 260H53L54 257H51L50 256H42ZM121 255V254H120ZM124 255V254H123ZM127 257H129L130 259L131 258H138V259H144L146 258V256H139L138 254H136L135 256L133 255H129L127 254ZM41 256V257H40ZM196 256V255H195ZM243 256V255H242ZM247 256V255H246ZM78 257V256H77ZM84 257V258H85ZM88 257H86L87 260H90ZM113 257V256H112ZM121 257V256H120ZM126 257V258H127ZM250 257V255H249ZM254 257V256H252ZM99 258V257H98ZM97 258V260H98ZM110 258V257H109ZM127 258V259H129ZM246 258V257H245ZM244 258V259H245ZM96 259V258H95ZM94 259V260H95ZM100 259V258H99ZM111 259V258H110ZM118 259V258H117ZM78 260V259H77ZM85 260V259H84ZM102 260V258L100 259ZM116 260V259H115ZM198 260V259H197ZM240 260V259H239ZM41 261V260H40ZM99 261V260H98ZM105 261H108L107 259H105ZM112 261V260H111ZM55 262V261H54ZM96 262V261H95ZM100 262V261H99ZM103 262V261H102ZM110 262V261H109ZM171 262V263H170ZM208 260L205 261V263H207ZM246 262V261H245ZM264 262V261H263ZM101 263V262H100ZM117 263V262H116ZM134 263V262H133ZM132 263V264H133ZM247 263V262H246ZM107 264H110V263H107ZM131 264V263H130ZM248 264V263H247ZM263 264V263H262Z\"/></svg>",
	"mask_w": 264,
	"mask_h": 264
}]
</instances>
